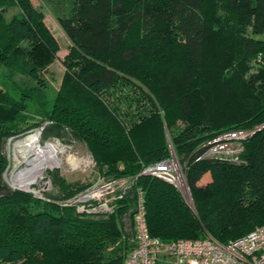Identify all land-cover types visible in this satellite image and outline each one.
Wrapping results in <instances>:
<instances>
[{"label":"trees","instance_id":"obj_1","mask_svg":"<svg viewBox=\"0 0 264 264\" xmlns=\"http://www.w3.org/2000/svg\"><path fill=\"white\" fill-rule=\"evenodd\" d=\"M221 2L216 7L226 13L225 20L216 17L208 0H74L69 15L57 17L79 62L64 77L71 99H57L63 115L57 104L43 134L82 142L105 178L135 180L106 221L87 219L63 203L86 188L78 182H54L59 201L50 209L29 205L36 202L30 193L1 191L0 261L124 264L134 242L126 254L104 253L103 245L110 233L129 237L123 212L134 210L136 188L144 193L151 236L163 242L203 238L178 237L192 231L181 194L163 180L140 174L170 156L165 127L180 161L187 163L193 199L198 205L213 203L201 211V224L213 238L224 243L264 223V127L258 129L264 124V61L255 62L264 50V0ZM9 8L19 11L0 28V67L7 75L33 76L52 63L57 42L30 0H0V12ZM1 75L0 82H7ZM118 79L138 82L139 92L124 95L122 107L120 96H107L114 94L109 88ZM81 95L98 107L91 102L90 109L83 108ZM20 103L11 91L0 89V188L8 163L3 143L14 134L3 115ZM239 128L252 130L239 162L198 159L208 140ZM205 173L211 179L200 187ZM244 188L248 197L241 201L237 194Z\"/></svg>","mask_w":264,"mask_h":264},{"label":"rangeland","instance_id":"obj_2","mask_svg":"<svg viewBox=\"0 0 264 264\" xmlns=\"http://www.w3.org/2000/svg\"><path fill=\"white\" fill-rule=\"evenodd\" d=\"M30 1L33 7L40 11L45 26L57 42L58 51L52 63L39 68L33 76L7 75L5 70L0 67V76L3 77L1 74H5L7 78V82L1 80L0 89H7L8 92L11 91L13 97L21 101L20 104L10 108L9 114L4 112L5 115H3V117L10 120H8V125L11 130H14V134L12 136H8L3 143L2 150L8 159V163L2 174L3 187L0 188V192L8 189H16L30 193L35 198L36 202L29 205L35 207L36 209L46 207L50 209L49 205H51V203L55 204L59 201L55 195L59 194L60 188H58L54 182L63 181L65 185L78 182L84 185V187H87L94 184L99 178L106 180H109L110 178H105L104 175L99 172L97 168H95V163L86 146L82 142L76 141L70 137L57 138L49 135L44 136L43 134L42 126L48 123L46 121V117L49 115L50 111H54L58 104L57 99L60 97H63V99L70 98L69 96L71 95L65 90L67 86L64 84V77L66 76L68 70L74 69L76 63L79 62V58L77 57L71 40L66 36L57 22V17L69 15L74 0ZM126 1L130 3L134 0ZM212 2L215 7L216 17L219 16L220 19L225 20L224 16H226V13L216 7L222 3L221 0H212L211 2L208 0V5L210 6ZM18 11L19 10L17 8H9L0 12V28H2L13 15L17 14ZM252 66L253 68H256L257 65ZM137 83L138 82L133 79L130 81L118 79L113 87L109 88V91H113L114 94L107 96H120L122 101L120 100L121 103L119 104V107H122L127 100L124 95L132 97V95H136L139 92V90L135 88ZM22 93L24 94L22 95ZM86 99L88 100V103L86 102ZM79 100V105H82L85 109L91 108V102L97 106V103L94 102L92 98H86L85 95H81ZM109 101L110 102L107 103L108 105H111L112 100ZM193 101L195 107L199 108V100L194 99ZM61 109L62 107L58 104V112L62 116L63 113L60 112ZM165 129L166 145L168 147L169 155L173 154L176 158H178L183 174L186 178V172L188 169L187 163L180 161L172 144L170 137L171 130L166 127ZM36 131L39 133L38 138L40 145L45 146L50 151L47 152V154H50L52 151V154H50L52 157L47 158L43 164L32 172L31 178L25 177L22 179L19 172L29 167L27 166L29 164V159L25 160L22 158L18 150L15 149L14 144L25 135ZM29 179L30 181H28ZM125 179H128V177H125ZM210 179V175L205 173L197 182V185L203 187L210 181ZM182 194V205L186 213V217L184 216V219L190 224L192 231L190 234L187 233L178 237H213L205 230V228H203L201 224V211L211 207L213 203L205 200L204 203L198 205L196 200L193 199V193L190 188L189 194ZM237 195L241 198V201H245L248 197V190L244 188ZM32 196L30 199H34ZM43 200L50 201V204H47ZM127 209L128 210H124L123 212V223L129 237L126 238L123 235L112 236L113 233H110L108 237L111 240H108L103 245L105 251L104 253H111L118 250L119 252H125L126 254L133 247L134 230L132 226L131 212L133 210L132 207ZM113 210L114 205L111 210L107 211L94 209L88 210L89 212L84 211L81 213H84L87 215V219H93V221L98 219L106 221L110 218V213H112ZM92 229H95V226H93ZM249 229L250 227L247 230ZM0 264H10V262L0 261Z\"/></svg>","mask_w":264,"mask_h":264},{"label":"built area","instance_id":"obj_3","mask_svg":"<svg viewBox=\"0 0 264 264\" xmlns=\"http://www.w3.org/2000/svg\"><path fill=\"white\" fill-rule=\"evenodd\" d=\"M261 61H264V50L255 58V62ZM262 127L264 124L258 129ZM250 134L252 130L242 128L224 131L204 144L198 159L239 162L243 142ZM140 174L163 180L175 187L180 194H189L183 170L173 154L160 162L146 165ZM134 180L135 178H99L63 203L73 205L78 212L111 210L116 200L129 193ZM131 196L134 198L132 226L135 244L127 253L124 264H264V223L224 243L210 236L163 242L149 233L143 191L136 188Z\"/></svg>","mask_w":264,"mask_h":264},{"label":"bare ground","instance_id":"obj_4","mask_svg":"<svg viewBox=\"0 0 264 264\" xmlns=\"http://www.w3.org/2000/svg\"><path fill=\"white\" fill-rule=\"evenodd\" d=\"M38 131L25 135L22 139L16 141L14 147L20 153V156L25 160L29 159L28 168L19 172L22 179L31 178L32 172H34L41 164H43L47 158H51L52 151L50 152L45 146H41L39 143ZM22 160V159H21ZM17 163V162H16ZM20 163V162H19ZM30 181V179L28 180ZM27 181V182H28Z\"/></svg>","mask_w":264,"mask_h":264}]
</instances>
